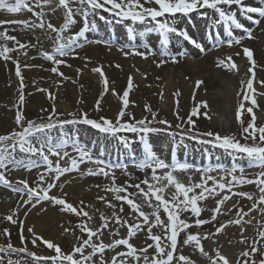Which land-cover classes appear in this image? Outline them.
<instances>
[{"label": "rangeland", "instance_id": "374dc122", "mask_svg": "<svg viewBox=\"0 0 264 264\" xmlns=\"http://www.w3.org/2000/svg\"><path fill=\"white\" fill-rule=\"evenodd\" d=\"M7 3L14 4V1L7 0ZM141 3H143V0H141ZM73 9L79 8L80 5L77 3H72L70 5ZM146 7L149 6H155V5H145ZM30 7L34 9V11L39 12L43 10L45 13L44 20L46 22L52 23L54 26L60 28L62 24L64 23L65 18V9L61 6H59V0H51V3L48 5H45L42 9L35 6V3L33 0H30ZM232 10V9H231ZM209 10L201 9L197 12L189 14L188 17H183L179 14H177V18L172 20L171 23H173L178 28H184L187 31V34L196 40V37L200 39V35H205L204 33H211V35H214V31L212 32L215 22L218 21V18H216V14L214 12L208 13L207 17L203 16L202 13ZM2 12H6L12 15V20L15 18L17 20L24 19V16L27 18L25 21H28L29 19L31 21H28V24L30 25L29 28L21 27V25H0V32L7 31V34L9 36L16 37V40L20 43H23L27 45L26 48L20 49L19 44L16 43V41L13 40H5L0 39V46H6L8 48L15 49L14 51L8 53V55L11 57L10 59L5 60L3 57H0V78H2V83L0 80V122L1 120L4 121L5 127L0 124V135H6L11 133L13 130L20 131L21 128L16 124V115L18 112H22L25 120V126L26 121L32 120L36 123H46L47 117L51 113L53 105L55 106L56 112L59 113V119L60 120H72L73 118L80 120L83 114H87V117L91 120L101 122V117H104L108 120H111L113 122L116 121L118 113L123 108V93L124 91H128V106L125 109L126 115L122 119V123L127 121L130 123H134L135 121L146 119L147 121H151L149 124L150 127L159 128L162 131L157 133H150L148 134V141L151 145V148L155 155L158 158H161L162 160L166 161L168 160L171 164L175 162L179 163H192V164H205L209 166H217L219 168L223 167L225 169L231 168L233 166L240 167L243 166L245 170H250L252 173L248 175L247 177L249 179L255 178L256 174L261 171V169L252 167H248V161L245 158H241L240 156L233 157L229 153L225 152L224 150L220 148H214L211 145L201 144L197 140L189 139L185 133H188L189 126L185 123L187 118L189 117L191 112H188L186 114L185 109L179 110V117L182 119H177V114L170 112V108L174 109L177 108L179 105L178 96L175 95V93L172 94L173 91L170 93L168 92L167 88L170 86L176 89V87H180V84H183L185 82L182 80V78H176V79H168L166 80L163 78L167 77L169 72H171L173 69L170 68L171 65L169 63H164L160 67H157V63L151 62L150 60H141L142 64L138 67L135 63H137L138 58L134 55H127L130 56V58L127 60V62H123L121 65L118 63H110L108 64L106 70L102 65H98L94 60L90 59L88 62L92 63L93 65L90 66L86 60H82V57L79 54V48L86 44L89 40H94L96 43L101 44V42L106 44H112L114 42L119 43L116 45L118 48L120 45L122 47H125V49H120L125 52H132L131 47L136 45H143L146 44L150 46L152 49L156 48H162L161 38L157 33L149 32L147 29L151 27V25H143L139 23H133L130 20L122 21L120 23H116L113 21L112 23H105L104 21L99 19L100 15H103L105 17H109V13L103 12L102 10L99 12V15L97 14H90L88 17V20L90 23H94L96 25L95 28H91L87 33H85V36L80 38L78 41L77 46H74V51L69 56L60 57L57 55V59H61L66 61L62 66L54 64L52 61L48 59H44L43 63L36 64H30L27 63L33 58H30V55L34 54L38 51L37 49H32L34 47V44L41 47L42 50H40L43 53H53L54 47V41L56 37V33H53L50 29H47V26L45 28L41 29L37 27L36 25L39 24V19L33 14V11H28L26 9H21L18 13H10L6 9H0V16L4 15ZM218 16V15H217ZM1 18V17H0ZM6 20L8 19V16L6 17ZM77 24L73 25L67 32L64 33L65 36H70L76 32H78L82 27V21L83 17L77 16ZM207 21V26L205 28H202L200 26H203L204 24L199 25V20ZM221 24V27H228L229 24L224 23L223 21H219ZM264 23V20H263ZM108 26V27H107ZM111 26V27H110ZM32 28V29H31ZM110 28V29H108ZM129 28H132L134 31L129 32ZM108 29V30H107ZM22 32V36H19ZM51 34H55L54 36H51ZM38 37H43L44 40L37 39ZM172 37H170V44L174 45L177 43V41H172ZM150 39V40H149ZM182 38H179L181 40ZM131 40L133 42H131ZM91 42V41H90ZM113 42V43H112ZM179 42V41H178ZM53 43V44H52ZM114 43V44H117ZM51 44V45H50ZM49 46V47H48ZM176 51V54L180 52L181 48L178 45H175L173 47ZM45 49V50H44ZM154 49V50H155ZM34 51L33 53H31ZM44 57V55L42 54ZM73 60V62H68V60ZM124 59V57L122 58ZM26 60V61H25ZM255 60H252L251 65L248 63V61L245 62H235L236 69L232 70L235 73H238L240 75V78H242V81L238 79H235L234 83L227 85V94H225V100L224 103H226L227 106H229V112H221V115L218 114V117H214L215 121L217 122L219 129H210L208 126H203L200 124V115L193 117V120L195 121V130L204 133L211 131L213 133H219L221 136H232L234 135L236 139L240 140L241 143H245L243 137H242V129L243 127H247L248 123L252 119V114L248 113L246 109L251 106V102L249 101H243V95L249 94L253 96L256 101L258 107L253 108V112L256 116V125H264V95H260L259 93H264V86H262L261 81H264V68H260L256 65ZM14 62H18L21 72V77L23 78V74L29 76L28 80L32 83L30 85V89L28 90L26 88L27 84L24 81L23 78V95H24V101L21 104L19 101V96L21 95V77H18L16 75L17 66L14 65ZM254 62V63H253ZM76 63V64H75ZM53 67H57L58 73H63L59 68L66 67V70L69 71L67 75L61 76L58 73H53L51 69ZM101 68L103 72V76L100 75L98 72H94L93 69L95 68ZM141 67V68H140ZM153 68V71L149 72ZM244 69V70H242ZM249 69H252V72L249 71ZM111 70L112 73L109 74V71ZM144 70V71H142ZM23 71V72H22ZM40 71L42 73V76L39 79H33L32 74ZM118 73V75H122L121 77V83L119 87H115L113 82H110L108 79V75H115V73ZM165 71V72H163ZM239 71H244L245 75L239 74ZM126 73V75H125ZM162 75L164 76H161ZM4 78L6 79V82L4 83ZM126 78V81L124 80ZM129 78H131L132 87L129 89ZM162 78V81L161 79ZM107 80V91H105V84L104 80ZM201 79V78H200ZM249 79L253 80V89L252 90L247 89V82ZM161 81V82H160ZM123 83H126L124 86ZM162 83V84H161ZM186 83V82H185ZM92 85L97 86L98 93L97 95L93 94ZM166 85V87H164ZM188 89L192 86L190 82L186 83ZM195 90L193 91L197 92L200 87H197V82H195L194 86ZM40 89H43L45 91H40ZM65 89V90H64ZM67 89L70 92V101L67 99ZM28 90V91H27ZM35 92L39 98L42 101L40 111H34L30 112L27 111L26 108H28V94H33ZM115 92V94H114ZM166 92V93H165ZM201 95L209 96V93L207 89L203 90V92H200ZM49 94H51L54 99L49 98ZM166 94L167 97L166 98ZM137 95V101L132 102L130 100V96ZM92 106H87V101L90 98H93ZM195 96H193V100ZM110 98L114 105H116V111L113 112V114L108 115L106 111H103V106L105 103H103L105 100ZM149 98L157 101V104L159 106H163V109L167 110L165 114H159L154 112L153 110L147 111L146 106L150 104ZM170 99V100H169ZM99 101V110H97V102ZM168 101V103H167ZM92 102V101H91ZM208 107H200L198 112L200 113L201 110L203 113L207 112V115L210 117V112H213L211 109L214 108L213 104L210 100L206 101ZM241 102L245 105V110L241 112L240 120L237 119V112L240 110L239 106ZM200 104V103H199ZM60 106V108H59ZM182 108V107H181ZM47 110V111H42ZM210 110V111H209ZM156 113V117L153 120L152 113ZM74 114L73 115H70ZM130 117H134V120ZM210 119V118H209ZM224 119L227 120L226 126L224 125ZM165 120L168 122V124H161L158 121ZM225 120V121H226ZM243 121V124H241L240 121ZM180 124L181 127L177 128L176 126ZM168 125H171L169 128ZM223 128V129H221ZM170 133H175L176 135L173 136ZM49 135L52 137L54 142H59L61 139H67L69 142L74 141V138L76 136H82L84 137V142L88 146L86 150H84L87 154H92V156H96L93 160H100L104 161L106 165H113V164H119L110 162L111 159L117 158V160L121 161L122 163H130L134 162L135 160H142L144 157V148L143 143L140 139V135L138 133H130L127 131L118 133L116 137H113L110 134L102 133L98 129L93 128L91 125L84 124L82 122H78L75 124H65L63 128L57 127L50 131ZM81 137V138H82ZM120 137H124L127 139L128 143H122L120 140ZM203 139H212L211 137H202ZM89 141V142H88ZM35 143V141H33ZM247 143L251 144L252 141L249 140ZM109 149H108V147ZM111 147V148H110ZM114 148V153L111 155V149ZM118 150L123 153L122 155L124 157H121V153L118 152ZM161 153H164V156L161 155ZM116 155V156H114ZM172 155V156H171ZM16 159H27L26 155L23 153H20L19 150L15 153ZM52 156H50L51 158ZM128 157V158H125ZM33 159H36L35 157H32ZM222 159L220 163L217 164H210L208 159L212 160L213 162H216L219 159ZM233 164H232V163ZM92 163V162H91ZM131 167L137 168L136 164L132 165ZM70 163L67 162L65 166H69ZM90 167V165H89ZM119 167V170L121 173L123 172L122 167ZM91 168V167H90ZM8 171H12L13 173H16L18 169H22V173H25L24 178L22 180H27L30 187H36L38 184L41 185V187L45 184H41L39 180V175L41 173H44L46 176V179L49 176V173L45 171L46 166L41 164L39 167L32 168L31 170H28L24 167L15 168L13 169L12 166H9ZM106 171L110 172V169L106 168ZM7 172V171H6ZM134 172L139 173L140 171L134 170ZM211 173H214V177L219 179L221 176H225V173L223 171H212ZM237 175L239 173L237 172ZM92 178H105L106 184L103 186V189L98 192L96 191L95 195L91 194L89 197H87L86 201L82 205H78L77 209L79 210L80 207L84 209V211H87L89 213V216L91 217V220L88 219V217H84L82 215H77L75 213H69L66 211L61 212V218L60 222L52 223L50 226L57 230L58 236L53 238L52 240L43 238V240L51 241L54 244L60 246L62 251L64 253H71L74 246H78L82 239H87L86 233H81L78 225L81 222H84L88 225V227L92 229H100L101 225L104 223V221L101 219V216L109 218V226L106 229H101L102 235L100 236V240H102L105 244L111 243L114 239H120V238H126L127 236V227H121L120 225H117L115 223V220L113 218V212L115 211L118 215H120L123 219H127L129 224H133L135 222V214L131 212V209L126 204V202L117 201L114 199V193L105 191V188L112 187L113 181L112 176L115 177V186H128V184L125 180H118V175L115 174V172H110V175L108 177H105L103 175H88ZM227 179H225V183H227ZM46 181V180H45ZM120 181V182H119ZM195 181L196 183H200ZM212 185V181H208V186ZM19 187V185L16 183V185H12V188ZM105 187V188H104ZM0 188H3L5 191L10 194L8 204L4 207H0V247H7L8 243L11 242L13 247L19 249L22 247H27L29 252L35 253L36 256L39 257H50L55 255L53 250H50L46 247L44 243L41 241H37V245L33 246L31 243L32 239V233L28 231L30 228L29 226L27 229H25L26 234V240L25 243H21L20 238L18 237L17 231H15L17 226H20V222H23V219L29 215V213L39 205V202L36 203L35 200H33V203H35V207L32 206L30 203H25V201L28 200V196L26 193H18L12 190V188L8 187H2L0 185ZM240 188L239 190L235 192H247L251 194L255 199L258 198L259 192L254 184H245L238 186ZM144 189H147V186L144 185ZM137 189L134 187H128L129 193H137ZM147 191V190H146ZM197 193L200 191L199 189L196 190ZM227 195H231L230 193H227ZM224 194V195H226ZM123 195V193H121ZM191 195V193H190ZM98 197H104L105 200L110 201L112 204L116 205L115 209L112 207H109L105 200H100ZM239 195H231V198L237 199L239 198ZM166 198H170L166 196ZM135 202L140 204L142 206V210L146 213H151L152 209L149 208L145 204L144 197L142 195H136L134 197ZM182 199V197H181ZM19 200L20 202V209L25 208L24 212L18 211L15 213L13 204L14 201ZM208 200V199H206ZM198 202L199 206L202 207V213L208 211V208L205 205V201ZM155 203V201H153ZM251 204L253 201H249ZM123 206V212L120 213L119 209ZM251 206V205H250ZM74 207V206H73ZM252 207V206H251ZM248 211V210H247ZM245 211V212H247ZM201 213V215H202ZM210 217L213 215V212H209ZM208 214V216H209ZM13 215V219L18 221L19 223H12L6 219L7 216ZM250 215V216H249ZM248 216H244L243 220L246 222L250 228L248 232H245V235L248 236L246 239L248 242H253L259 239L258 237V231L261 228V224L264 223V214L259 213L258 211H252ZM161 217L162 219H166V215L161 210ZM250 221V222H249ZM260 222V223H258ZM7 229L8 233L10 235H5L4 230ZM65 229H68V231H65ZM118 229V235H113ZM153 232L156 234H159L160 229L154 228ZM36 234V233H35ZM38 235V234H36ZM41 237V236H40ZM81 238L78 240L77 238ZM185 238V235L182 236V238ZM93 240L95 242H99L96 240V237H93ZM130 243H132L137 249L144 248L147 246V244L153 243L150 239L147 238V232L140 231L137 233V235L130 239ZM167 243V242H166ZM264 244V241L261 242ZM179 246L181 250H185L183 247L185 246L183 244V241L181 244L179 243ZM211 248L212 252L214 251V247L216 244L212 245ZM259 247V245H258ZM248 249V243L239 244L237 248H235V255L237 252L238 258L236 261V264H243L244 258L241 256V253ZM91 249H86V253L90 252ZM127 251V249L124 246H118L114 251L113 250H105L104 253V259L106 261L111 262V258L116 255L117 252H124ZM261 251H264V247H261ZM211 252V253H212ZM211 253H209L211 255ZM148 254L151 257L154 254V249H149ZM187 254V253H186ZM185 254V255H186ZM211 256L215 257V253ZM0 257H3V264H8L9 260L12 261H18L19 264H44L43 261L36 262L33 257L27 255V253H21V252H8V253H2L0 252ZM188 257V254L187 256ZM255 260L257 261V264L261 258V255L258 253L255 257ZM94 259H99V254H97ZM117 259H121L120 257H117ZM190 261L193 259L188 258ZM192 264H194V260L191 261ZM210 264V261L205 258L204 264ZM50 264V262H49ZM128 264H135L133 260L129 258ZM141 264L143 262L141 261ZM183 264V262H182Z\"/></svg>", "mask_w": 264, "mask_h": 264}, {"label": "snow or ice", "instance_id": "6c2138e0", "mask_svg": "<svg viewBox=\"0 0 264 264\" xmlns=\"http://www.w3.org/2000/svg\"><path fill=\"white\" fill-rule=\"evenodd\" d=\"M35 6L38 8H43L45 5L51 3V0H33ZM72 3H77L80 5L79 8L73 9L70 5ZM259 6H249L245 3V0H59V6L65 9V18L64 23L60 28H57L50 22L44 20L45 13L43 10L36 12L32 7H30V0H15L14 4L7 3V0H0V9H6L10 13H18L21 9H26L28 11H33V14L39 19V24L37 27L43 29L47 26V29H50L53 33H56L53 53H43L44 57L54 64H64L66 61L57 59V55L60 57L69 56L74 51V46H77L80 38L85 36L91 28H95L94 23H90L88 17L90 14H97L102 10L103 12L109 13V17L103 15L99 16V19L105 23H120L122 21L130 20L133 23H139L143 25H151L147 30L149 32H154L159 35L161 38V43L164 46V50L160 53L161 56L171 57L173 63L178 62L177 56H185L186 53L178 52L176 55H172L167 49L170 45V37L178 36L183 40L189 42L194 47L204 51V46L192 39L187 32L178 30L176 26L171 23L172 20L177 18V14L188 17L189 14L197 12L201 9L212 10L215 14L218 15V21H223L226 24H230L229 35L232 34L231 26L234 25L236 29H241L246 34V38H252V31L250 28L245 27L244 24L240 23L237 19V11H239L247 20L251 21L255 25H259L261 20L264 19V0H258ZM145 5H155L146 7ZM237 7V11H232V6ZM252 14H256L255 18ZM83 17L81 29L70 35L65 36L64 33L67 32L73 25L77 24V16ZM203 16L207 17L208 13L205 11L202 13ZM6 23H21L25 27H29L27 21H0V25ZM129 32H133L132 28L128 29ZM245 37L235 38L234 40H228V46H231L233 43L239 44L240 40ZM0 39L13 40L19 44L20 49H24L27 45L20 43L16 40V37L9 36L7 31L0 32ZM145 51H139L133 49L132 52H125L127 55H136L144 59H147L149 56L157 55L151 48L145 46ZM13 48H8L6 46H0V57H3L5 60L10 59L11 57L8 53L14 51ZM244 53L250 61H252V52L251 50L244 48ZM227 61V67L229 70L236 69V65L232 62L231 57H227L226 60H219L218 66L225 65ZM168 61L161 59L157 63V67H160L162 64L167 63ZM254 63V62H253ZM53 73H58L57 67L51 69ZM94 72L100 73L103 76L101 68L93 69ZM252 71V69H249ZM63 76V73H58ZM16 75L21 77L20 67L17 62ZM23 78L21 77V95L19 96V101L21 104L24 101V95L22 92L23 89ZM107 80H104L105 91H107ZM203 83L202 81H197V87ZM262 86H264V81H261ZM132 87L131 78H129V89ZM247 89H253V80L249 79L247 82ZM40 91H45L40 89ZM115 94V92H114ZM264 95V93H259ZM128 95L129 92L126 90L123 93V108L118 113L117 119L115 122L108 120L104 117H101V122L91 120L87 117V114H83L80 120L73 118L72 120H60L59 113L56 112L55 106L53 105L51 113L47 117L46 123H36L35 121L28 120L26 121V126L24 123V116L22 112H18L16 115V124L21 128L20 131L13 130L11 133L6 135H0V185L8 188H12V183L6 178L5 172L10 170L9 166L11 165L13 169L24 167L28 170L32 168L39 167L41 164L46 166L45 171L49 174L55 173L51 177V181L47 183L46 187H41L38 184L36 187H30L27 180H19L16 183L19 187L12 188L13 191L18 193H26L28 200L25 203L32 204L35 207L36 203L41 201H49L53 205L62 206L61 211H66L69 213H75L78 216L82 215L88 217L89 213L84 211L83 208L79 210L71 203H67L63 198H57L56 196L49 195V192L55 188L56 181L59 178L70 171L78 170L79 164L84 162H92L98 165L97 169H89V174L91 175H103L108 177L110 175L107 169H110L113 166L106 165L104 161L92 160V157L88 155L83 149L77 147L73 143L74 151L79 153V159L70 156L69 152L65 149L69 145L67 139H61L59 142H54L52 137L49 135L50 131L54 128L60 127L63 128L65 124H75L82 122L84 124L91 125L93 128L98 129L102 133L110 134L113 137H116L118 133L127 131L130 133H138L140 139L143 143L144 148V157L141 161L138 162L136 167L140 170L151 169V177L146 178L141 183L147 186V191L141 187V184L128 185V186H115V177L112 176L113 186L105 188V191L114 193V199L117 201L126 202V204L131 209V212L135 214V222L129 224L127 219H123L115 211L113 212V218L117 225L121 227H127V236L126 238L114 239L111 243L105 244L100 240V236L103 234L101 229H106L109 226V218L101 216V219L104 223L101 225L100 229H92L84 222H81L78 227L81 233L87 234V239H82L78 246H74L71 253H64L60 246L54 244L51 241L43 240L42 237L36 235L32 228H29L28 231L32 233L31 243L33 246L37 245V241H41L46 245L50 250H53L55 255L50 257H39L35 253L29 252L27 247L15 248L8 243L7 247H0V252H21L27 253V255L34 258L36 262L43 261L44 264H109L108 261L104 259L105 250H115L118 246H124L127 251L117 252L111 258L110 264H128L129 258L135 262V264H173L174 260L183 262V264H192L188 257L178 254V237L181 233L185 234V239L183 240L184 245H194L198 249L201 255L205 256L210 264H230V261L223 256L219 250H216L215 257L211 256L209 253L205 252L202 246L201 241L203 239H208L210 235L214 234H204L200 233L192 234L188 231L191 227L196 226L200 227L212 221H216L217 214H223L222 205L226 201L231 199V195H239L241 197L247 198L249 201H253L252 207L245 212L243 209H236V216L238 217L235 220H229L224 224H221L216 228V233H220L225 227L230 224L241 225L244 216H248L252 211H258L261 214H264V125H256V116L253 112V108L258 107L256 99L249 95H243V101L251 102V106L246 109V111L252 114V119L248 123L247 127L242 129V137L245 143H241L240 140L236 139L234 135L232 136H221L219 133H213L211 131L200 133L195 130V121L193 117L201 114L198 112L200 107L207 108V102L201 101L196 108L190 113L189 117L185 123L189 126L188 133L185 135L189 139L197 140L201 144L211 145L214 148H220L225 152L229 153L233 157L240 156L245 158L248 161V167H256L261 169L255 178L249 179L244 173L245 168L243 166L231 168H207V169H196L206 174L212 171H223L225 176L213 177L211 175H202L201 182L191 185H185L180 182L173 173L177 170L187 171L190 168H193V165L188 163H179L175 162L172 164L166 163L164 160L158 158L153 152L151 145L147 139L148 134L157 133L162 131L159 128L150 127L149 124L151 121L146 119H141L135 121L134 123L130 122H121L123 117L127 114L125 109L128 106ZM175 95H179L176 93ZM49 98L54 99V97L49 94ZM240 110L237 112V119L240 120L241 112L245 110V105L241 102L239 106ZM97 110H99V101L97 102ZM147 111H151L149 106H146ZM47 111V110H42ZM73 115L74 114H71ZM202 115L207 116V113H202ZM153 120L156 117V113H152ZM134 120V117H130ZM177 119H182L179 117L177 112ZM161 124H168L165 120L158 121ZM243 124V121H240ZM170 128L171 125H168ZM180 128L181 125L176 126ZM175 136V133H170ZM202 137H211L212 139H203ZM122 143L127 144L128 141L124 137H120ZM251 140L252 143L249 144L247 141ZM35 141V143L33 142ZM19 150L20 153L26 155L27 159L17 160L15 153ZM50 156L57 157L55 165L53 160L50 159ZM35 157L36 159H33ZM68 158L70 161V167H62L60 164L61 160ZM119 166V165H117ZM169 169V171L163 172V170ZM158 170L163 172L162 175L158 174ZM237 172L239 175H237ZM227 183H225V179ZM39 180L43 184L46 180L44 173L39 175ZM167 183H163L164 181ZM208 181H212V185L208 186ZM245 184H254L256 185L259 195L258 198L254 200L253 196L247 192H235L234 188L245 185ZM159 185V186H157ZM169 186L175 188V192L170 194V198H165V189ZM128 187H135L138 191L137 193H129ZM197 189L200 191L197 193ZM227 191L231 195H223L219 200H217L216 207L212 210L213 215L211 220H205L199 218L202 213V207L199 206L198 202L208 199L209 197H214L220 195L221 192ZM123 193V195H121ZM191 193V195H190ZM142 195L145 200V204L152 209L151 213H146L142 210V206L135 202L134 197L136 195ZM182 197V199H181ZM100 200H105L104 197H98ZM155 201V203L153 202ZM105 203L115 209L116 205L112 204L110 201L105 200ZM161 210L166 215V219H162ZM120 213L123 212V206L119 209ZM229 212L232 209L228 210ZM189 213L190 215L185 218H181L183 214ZM195 216L196 219L193 223H190V217ZM6 219L12 223H17L13 219V215H9ZM250 222V221H249ZM260 223V222H258ZM154 228L160 229L159 234L153 232ZM147 232V238L150 239L153 243L147 244L146 247L137 249L130 239L135 237L138 232L145 231ZM68 231V229H65ZM5 235H10L8 230H4ZM243 233V229H242ZM113 235H118V229ZM93 237H96L98 243L93 240ZM259 239L253 242H248L246 238L241 239V243H248V249L241 253V256L244 258L243 264H257L255 256L259 253L261 257H264V251H261V247H264V244L261 242L264 241V223L261 224V228L258 231ZM80 240L81 238H77ZM21 243H25L26 237H24L21 232L20 235ZM167 242V243H166ZM259 245V247H258ZM90 248L91 251L86 253V249ZM149 249H154V254L150 257L148 254ZM99 254V259L96 260L94 257ZM120 257L121 259H117ZM0 264H3V257H0ZM8 264H19L18 261L9 260ZM258 264H264V258H261Z\"/></svg>", "mask_w": 264, "mask_h": 264}, {"label": "bare ground", "instance_id": "6f19581e", "mask_svg": "<svg viewBox=\"0 0 264 264\" xmlns=\"http://www.w3.org/2000/svg\"><path fill=\"white\" fill-rule=\"evenodd\" d=\"M245 1H248V0H245ZM250 1H251V3H254V4L258 3V0H250ZM253 6H259V5H253ZM235 8H237L235 5L232 6V9H235ZM233 11H236V10H233ZM212 12H213L212 10H209L207 13H212ZM2 13L4 14V12H2ZM254 15L256 16V14H254ZM0 17H1L0 21L4 20L5 14L1 15ZM237 18H240L238 16V13H237ZM243 19L244 18H242V20ZM250 23H251V21L247 20V23L244 24L245 27L249 28L248 25ZM201 24H204V25L200 26V27L205 28L207 26L206 25L207 21L200 19L199 25H201ZM108 29H110V28H108ZM177 29L179 30V28H177ZM182 29H184V28H182ZM181 31H184V30H181ZM231 32H232V34L229 35V30H225V31H222V35L217 34L216 38L213 37L214 35H211L210 38L208 37L209 40L204 38L202 40L204 43H201L204 46V49H205L204 51H201L200 49L197 51V49H195V48L190 50V48H189L188 50H185L186 52H184V53H186V56H177L178 62H176V63H173L171 61L170 56H169V58H163V56H161L159 54V52H156L157 55L149 56L147 58V59H149L155 63L159 62L161 59H164V60L168 61L169 65L172 64L170 66V68L173 70L168 73L169 75L167 77L163 78V81H164V79L166 80V78H168V79L170 78L171 80L173 78L174 79L182 78V80H184L186 83L190 82L192 85L188 89L186 83L182 81L183 84H180V87H176V89L175 88L172 89L171 86L169 88H167L169 93L173 90H174V92H172V94L173 93H175V94L179 93V95H178V101H179L178 105L179 106L177 108H175V110L170 108V112L177 114V112L179 113L180 109H185L186 114H187L188 112H191L194 108H196L197 105H199V103L201 101H209L210 100L212 103H215V104H213L214 108L211 109L212 111L213 110L214 111L210 112V117H209L208 115L207 116L202 115L203 111L201 110V112H200L201 114H199L200 115V124H202L203 126H208V128L214 129V131H215V129L216 130L219 129V126H218L217 122L215 121V118H212V116L218 117L219 116L218 114L221 115V112H224V111L229 112V110H228L229 106H227L226 103H224L225 94H227V90H226L227 85L234 83L235 79H237V76H238V79L240 81H242L243 77L240 78V75H238V73H235L232 70H229V68L227 67V61H226L225 65H220V66H218V61L219 60H226V57H228V56L231 57V59L233 61L235 60L237 63H239V62L242 63L246 59L249 60L243 51L244 48H247V49L251 50L253 57H255L256 65L260 68H264V23H263V20L261 21L260 26L256 31L257 32L256 36L252 40H250L248 38V39H246V41L240 43V45H231V46L225 45L223 43L221 44L220 42H218V41L222 42L223 39H229V38L234 39L237 37H241L242 34L244 33L243 30L236 29L234 26H231ZM19 36H22V32L20 33ZM220 37H222V38L220 39ZM172 40L177 41L179 39L172 37ZM116 45H118V43L117 44L113 43V45H112V44H106V43L101 42V44H99V43H96L94 40H89L86 44L82 45L79 48V50H78L79 54L78 55H80L82 57V60L85 59L86 62H88L90 59L94 60V62H96L98 65H102L106 70L108 64H110V63L112 64L115 62V63H118L121 65L123 62H127V60L130 58V56H126L123 53V51L120 50V49H122L121 45L119 46V48ZM39 49L42 50V48H39ZM136 49L139 51H145L146 50L144 45L137 46ZM168 51L172 55H175V51L172 47H170L168 49ZM33 52L34 51H32L31 53H33ZM199 54L200 55L202 54V55L200 57H198ZM123 57H124V59H122ZM136 57L142 59V57H140V56H136ZM36 62L43 63V62H39V60H37V59H33L31 61H28L27 63L36 64ZM68 62H73V60L70 59V60H68ZM141 62H142L141 60H138L137 63H135V64L139 67L142 64ZM88 63L90 66L93 65L90 62H88ZM59 69L63 72L64 75H67L69 73V71L72 72L71 70L67 71L66 67H61ZM242 70H244V69H242ZM142 71H144V70H142ZM151 71H153V68L149 72H151ZM107 72H109V74L112 73L111 70H109ZM163 72H165V71H163ZM22 74H23L24 81L27 84L26 88L29 90L30 85L32 84L28 80L29 76L26 75L25 73H22ZM120 74H121V72H120ZM120 74L118 75V73L116 71L115 75H108L109 81L113 82L115 87L120 86L121 77H122V75H120ZM239 74L245 75L244 71H239ZM125 75H126V73H125ZM41 76H42V73L40 71L32 74L33 79H39ZM161 76H164V75H162V73H161ZM160 79L162 81V78H160ZM0 80L2 83V78H0ZM124 80L126 81V78ZM197 81H202L203 83H201L199 85L200 88H199V90L197 92L198 94L196 96V92L193 91V89L195 90L194 86H195V82H197ZM3 82L4 83L6 82L5 78H4ZM124 85H125V83H123L122 86H124ZM164 87H166V85H164ZM92 89H93V94L97 95V93H98L97 86L92 85ZM205 89H207V91L209 93L208 97L201 95V93H200V92H203V90H205ZM70 96H71V94L67 89L66 97L69 101L71 100ZM193 96H195L194 97L195 100L192 99ZM94 97L95 96H93V98L88 99V101H87L88 107L92 106ZM166 98H168L167 94H166ZM28 99H29V101H28L29 103L27 105L28 108H26V110L30 111V112L40 111V107H41L40 104H42V101L39 98V96L35 92H33V94L29 93ZM137 99H138L137 95L130 96V100L132 102L137 101ZM149 101H150V104H148V106L150 107L151 110H153V107H154L155 108L154 112L157 111L158 114H159V112H161L160 114H162V115L167 112V110L163 109L164 105L159 106L157 104V101H155L151 98H149ZM103 103H105L103 106V111L104 112L106 111V113L108 115H111V114H113V112L116 111V105H114V102L110 98L105 100ZM167 103H168V101H167ZM59 108H60V106H59ZM225 120L226 119H224V122H225L224 125L226 126L227 120L226 121ZM0 124H2L3 127H5V123L3 120H1ZM221 129H223V128H221ZM77 140H79V139H77ZM74 143L77 147H79L83 150H86L88 148L87 145H85V144L83 145L82 140L76 141ZM72 145H73V143L69 144L65 150L69 152L70 156L79 159V153L74 151ZM107 147H108V145H107ZM108 149H109V147H108ZM111 150H112L111 151V155H112L114 153V148H112ZM118 152L119 153H117V154L121 153L119 150H118ZM123 153H121V155H120L121 157H124L122 155ZM161 155L164 156V153H161ZM50 159L53 160V163L55 165L57 157L52 156ZM139 161H141V160L140 159L137 160V164ZM208 161L210 164L215 165L217 163H220V161H222V159L220 158L216 162H213L210 159H208ZM67 162L70 163L68 158H65L64 160L60 161V164L62 167H70V165L65 166V164ZM116 162H119V161L116 160ZM188 164L193 165L195 167L190 168L187 171L177 170L173 173V175L180 182L184 183L185 185H191V184H194L195 181H199V180L201 181L202 175H211L213 177L215 176L214 173L209 172V173L204 174L201 171H197L196 169H202V168H204V169H207V168L218 169L219 168L217 166L213 167V166H209V165H205V164H202V165H199L196 163L195 164L188 163ZM89 165L91 168L89 167ZM124 165L125 164L122 165V163L119 165L120 167H122L124 173L120 172L119 167L115 168V174L118 175V180H120V181L125 180L130 185L141 184V187L144 188V185L141 182L143 180H145L146 178L151 177V169L140 170L138 167L134 168V167H131L130 165H128V166H124ZM97 167H98L97 164L87 162V161L79 164L78 170H73V171L67 172V173L63 174L59 178L58 181H56L57 186L49 192V195L56 196L57 198H63L67 203H71L75 208H78L77 207L78 205H82L85 203L87 197H89L91 194L95 195L96 191L100 192L103 189V186H105V184H106L105 178H92V177L88 176V175H90L89 169L95 170V169H97ZM134 170H138L140 172L137 173V172H134ZM166 171H169V169L163 170V172H166ZM163 172L158 170L159 175H162ZM251 173H252V171L250 172V170H245L244 174L246 176H248ZM5 175H6V178L12 183V185H14V184H16V181L22 180L24 178L25 173H22V169H18L16 171V173H13L12 171L11 172L7 171V172H5ZM54 175H55V173L49 174L48 178L45 181V184L42 187H46L47 183L52 182L51 177H53ZM193 179H195V180L193 181ZM163 183L166 184L167 181L165 180ZM157 186H159V185H157ZM2 187H4V186H2ZM237 189L239 190L240 188L236 187L233 189V191H237ZM173 192H175L174 187L169 186L168 188H166L165 193H164L165 198H166V196L169 197L170 194ZM226 192L227 191L221 192L220 195H218V196L209 197L208 200L205 201V205L210 209H208V211H206V212H203L199 218L210 221L211 217H210L209 212H211L216 207L217 200H219L224 194H226ZM10 194L12 195V193H8L3 188H0V207H4L5 205L8 204ZM20 205L21 204H20L19 200L14 201L13 208H14L15 213L18 211H21V212L25 211V208H22V210L20 209ZM250 205L252 206V204L249 202V200L245 197L240 196L239 198L234 199V200H233V198H231L228 201H226L224 205L221 206L223 214H217L216 221H212V222L207 223L205 225H202L200 227H196L193 225V227L188 229V231L191 232L192 234H197V233H200L201 235L214 234V235H210L208 239H203L201 241L204 251L207 253H211L212 252L211 248L213 247L212 245L216 244V246L214 247V251L211 253V255L216 253V250H219V252L230 261V264H235L237 261V258H238L237 252H236V255L234 254L235 248H237V246L239 244L240 245L244 244V243H241L240 241L242 238H246V239L248 238V236L245 235V232L249 231L250 226L246 222H244V220H242L241 225L230 224L227 227H225L220 233H216V228L219 227L221 224L226 223L229 220L237 219L238 217L236 216V209H243L244 211H247L251 208ZM61 208H62V206L53 205L49 201H43V202L39 203V205H37L35 210L34 211L32 210L29 213V215H27V217H25L23 219V222H20V226L16 227L15 231H17L18 237L20 238L21 232L23 233L24 237H26L25 229H27L28 226L33 229L34 233L38 234V236H41L43 238H47L49 240L50 239L52 240L53 238L57 237L58 236L57 230L52 228L50 225L52 223L58 224L60 222L61 212H62ZM229 209H232V211L229 212L228 211ZM208 214H209V216H208ZM189 215H190L189 213H185L182 215L181 218L188 217ZM195 219H196L195 216H191L189 222L193 223ZM18 221H17V223H19ZM242 229H243V233H242ZM183 235H185V234L181 233L180 236L178 237V254L184 255V256H187V254H188V258L193 259L194 264H204L206 257L201 255L200 251L198 249H196L194 247V245H185L183 247L185 250H183V251L181 250L179 243L181 244V242L185 239L184 237L182 238ZM193 260H191V261H193ZM173 264H178V261L174 260ZM179 264H182V262H179ZM205 264H207V263H205ZM221 264H222V262H221Z\"/></svg>", "mask_w": 264, "mask_h": 264}]
</instances>
